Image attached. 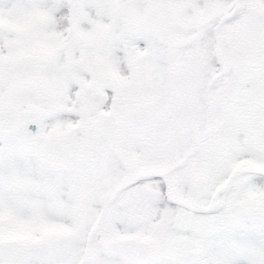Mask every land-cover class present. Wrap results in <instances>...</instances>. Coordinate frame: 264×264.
Masks as SVG:
<instances>
[{"label": "snow or ice", "instance_id": "1", "mask_svg": "<svg viewBox=\"0 0 264 264\" xmlns=\"http://www.w3.org/2000/svg\"><path fill=\"white\" fill-rule=\"evenodd\" d=\"M0 264H264V0H0Z\"/></svg>", "mask_w": 264, "mask_h": 264}]
</instances>
